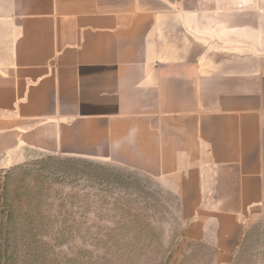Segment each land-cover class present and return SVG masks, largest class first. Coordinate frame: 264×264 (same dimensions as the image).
Returning <instances> with one entry per match:
<instances>
[{
    "label": "crops",
    "instance_id": "crops-1",
    "mask_svg": "<svg viewBox=\"0 0 264 264\" xmlns=\"http://www.w3.org/2000/svg\"><path fill=\"white\" fill-rule=\"evenodd\" d=\"M220 0H0V164L110 165L230 264L264 217V25Z\"/></svg>",
    "mask_w": 264,
    "mask_h": 264
},
{
    "label": "rangeland",
    "instance_id": "rangeland-1",
    "mask_svg": "<svg viewBox=\"0 0 264 264\" xmlns=\"http://www.w3.org/2000/svg\"><path fill=\"white\" fill-rule=\"evenodd\" d=\"M220 1L264 25V0ZM183 229L174 196L143 174L33 154L0 164V264H216ZM243 242L230 264H264V217Z\"/></svg>",
    "mask_w": 264,
    "mask_h": 264
},
{
    "label": "trees",
    "instance_id": "trees-1",
    "mask_svg": "<svg viewBox=\"0 0 264 264\" xmlns=\"http://www.w3.org/2000/svg\"><path fill=\"white\" fill-rule=\"evenodd\" d=\"M243 240H244V239H243ZM243 243H244V242L242 241V243H241V245H240V247H239V251L241 250L240 248H241V246L243 245ZM239 251H238V253H239Z\"/></svg>",
    "mask_w": 264,
    "mask_h": 264
}]
</instances>
